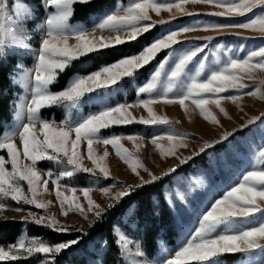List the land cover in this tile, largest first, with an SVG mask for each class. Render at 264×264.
I'll return each instance as SVG.
<instances>
[{
    "label": "snow or ice",
    "instance_id": "6c2138e0",
    "mask_svg": "<svg viewBox=\"0 0 264 264\" xmlns=\"http://www.w3.org/2000/svg\"><path fill=\"white\" fill-rule=\"evenodd\" d=\"M90 2L41 0L45 18L30 29L29 24L35 18L33 6L20 0L12 5L10 0H0V65L6 63L9 55L30 57L33 61L31 67L18 63L10 74L11 83L17 85L23 95L14 102V124L0 134V153H6V157L0 154V216L6 210L24 211L22 207L10 208L6 203L9 200L17 205H30L43 209L44 214L29 211L24 221L57 233H67L70 229L48 211L53 201L43 197L54 194L61 215L67 217L69 213H76L92 226L137 188L153 184L177 171L178 166L174 165L157 176L123 146L122 142L127 140L140 151L145 145V137H105L101 135V130L132 124L169 126L163 134L154 135L150 143L161 158L174 157L183 165L216 144L227 141L234 133L224 132L216 141H199L201 147L198 151H194L192 156H181L179 149L188 147L190 135L172 128L173 121L158 114L155 105H179L189 118L191 113L198 111L204 121L222 127L213 108L230 119L225 102H231L242 111L245 97L264 101V44L248 50L243 56L239 55L244 51L243 46L233 50L218 45L211 53L214 57L211 63L207 54L201 55L205 53L206 44L174 48L182 43L180 37L183 34L197 31L239 28L264 37V0H128L126 4L118 3L113 10L98 17L91 28L70 23L75 5ZM189 4L220 9L205 14L215 17H244L256 9L262 11L237 23L194 21L168 29L141 51L87 75L74 76L62 90H52L60 74L72 67L73 62L90 54L107 55L105 50L136 41L157 23H168L163 19L154 21L151 13L159 17L162 12H168L172 19L177 14L200 15L188 10L186 6ZM32 31L39 33L38 46L31 43ZM204 39L210 42L213 38ZM165 50H168L167 55L159 61L148 79L136 87L137 99L134 102L114 106L104 103L99 111L87 115L79 113L83 103L119 91L118 86L124 78L134 81L137 73ZM246 81H258L259 85L247 90L249 85ZM93 93L95 97L90 95ZM54 107L66 110L68 115L59 122L42 117L43 110ZM133 109H143L147 116L137 117ZM74 110L77 112L75 117L71 115ZM258 120L259 117L249 118L246 125H241V130ZM17 139L22 148L16 143ZM82 145H86V155L81 151ZM97 145L105 146L102 155H97ZM108 145L138 178V184H113L97 189L92 186L77 188L63 183L80 173L95 177L99 172L104 178H109L111 173L106 160ZM85 160L90 161L92 167H88ZM45 161L52 162L60 170L57 173L52 170L42 172L38 163ZM141 170L147 173L149 179H144ZM49 183L53 186L51 189ZM113 188L119 190L113 192ZM97 190L107 198L106 208L91 198L90 193ZM77 192L82 193L86 206ZM89 214L95 219L89 220ZM76 230L83 232V229ZM113 242L117 245L122 264H154L141 242L125 231L117 229ZM78 243L79 239H73L50 244L39 237L22 235L15 243L0 246V262H18L39 255L42 257L39 264H55L57 255ZM255 253L259 255L253 261ZM235 254L247 258V264H264V143L257 146L249 169L242 173L238 182L205 209L198 218L197 226L189 231L177 249L162 257L159 264H224L223 256Z\"/></svg>",
    "mask_w": 264,
    "mask_h": 264
},
{
    "label": "rangeland",
    "instance_id": "374dc122",
    "mask_svg": "<svg viewBox=\"0 0 264 264\" xmlns=\"http://www.w3.org/2000/svg\"><path fill=\"white\" fill-rule=\"evenodd\" d=\"M16 0H10V5L14 4ZM21 3L26 5H31L35 8V18L29 24L30 29H34L35 26L41 23L45 18V10L41 6V0H20ZM128 0L120 1L117 0L114 5L109 8L104 9L99 13H94L89 15L86 21L83 22H70L73 25H83L84 27L91 28L93 22L103 15L106 12H109L115 8L118 3H127ZM189 11L194 13H200V15L194 16H181L179 14L176 15L175 19H172L168 12H162L161 16L157 17L154 13H151L154 21H159L161 19L168 21L166 24H159V31L151 38V40L143 45L139 51H141L145 46L149 45L152 41H154L159 36L166 33L168 29L178 28L194 21H199L202 23L207 22H215V23H237L247 20L250 16L259 13L262 9L254 10V13L247 14L244 17H215L210 15H205L206 13H211L215 11H220L218 8H214L209 5H187L186 6ZM205 37H212L213 39L209 42L205 40ZM244 37H249L250 39H242ZM181 44H177L174 46L176 49L181 48H190L197 45L206 44L207 47L205 49V53L201 55L207 54L209 56V63L214 59L211 55L212 51L215 50V47L218 45H224L226 48H231L236 50L243 46L244 51L240 52L239 55L243 56L248 50L253 48H258L262 44H264V37H262L259 33L239 29V28H225L221 31H197L183 34L180 37ZM31 43L33 46H38L39 43V33L36 31H32V39ZM137 51V52H139ZM136 52V53H137ZM168 50L164 51V54L157 60L152 68L149 70L146 77H144L140 81H133L131 78H124L119 87V91H115L111 96H101L94 99L92 102L87 103L89 106L87 110H83L81 105L78 110L80 114L87 115L89 112L99 111L104 103L115 105L117 103H132L137 99L136 96V87L142 85L149 77L150 73L154 70L156 65L159 63L167 55ZM134 54V53H133ZM132 55V54H131ZM17 58V64L23 63L27 67H31L33 61L30 57H22L21 55H15ZM130 56V55H129ZM126 57V56H125ZM123 58V57H121ZM119 58V59H121ZM223 58V57H222ZM117 59L116 61H118ZM114 61V62H116ZM112 62V63H114ZM109 63V64H112ZM16 64V65H17ZM15 65V67H16ZM108 65V64H106ZM104 66V65H102ZM99 68L91 71L94 72ZM9 73V80L11 82L13 70ZM89 72V73H91ZM87 73V74H89ZM87 74H74L72 75L68 82L77 75H87ZM128 83V85H127ZM249 85L247 90H251L259 85V82L246 81ZM16 89V97L11 101L12 108V118L10 122L5 124L4 131L8 130L14 124V115H15V107L14 102L17 100L18 96L23 95L21 89L17 85H13ZM64 87V88H65ZM63 88V89H64ZM133 93L134 97L132 99H128L130 94ZM93 97L96 96L95 93L90 94ZM143 98V97H140ZM224 106L229 113L230 119L224 118L222 115L218 113L214 108L212 109L214 112H217L218 119L222 127L213 126L206 121H204L197 112L191 113V116H186L184 111L180 108L179 105H163L157 104L154 106L155 111L160 115L167 116L173 124L172 128L177 130L178 132L188 133L191 137V141L188 144V147L179 149V155L181 156H192L194 151H198L201 147V143L199 141H216L219 140L222 133L230 132L234 133L229 137L227 141L216 144L215 147L208 149L205 153H202L194 158L204 157V164L194 166L192 170L188 171L184 174H171L168 175L169 181L164 184L162 187V193L166 202V207L169 210V214L171 217V222L174 227V243L173 245L167 244L162 238L157 240V250L155 255L149 257L154 264H159V261L162 257L166 256L169 252L174 251L178 248L181 242L185 239L190 230L194 229L197 226L198 218L205 211L206 208L210 207V204L214 202L215 199L221 198L226 190H229L231 186H234L242 173L249 169L252 159L253 153L258 145L264 143V101H259L252 97H245L242 102V111L240 108H237L235 105L231 104V102H225ZM62 110V113L65 116L68 115L66 110L59 108ZM133 114L137 117L140 115L147 116V113L143 111V109H133ZM73 117L77 115V112L74 110L71 114ZM251 117H259V120L252 125H248L241 130V125H246L247 121ZM176 121H179L176 123ZM59 122V121H57ZM140 125V124H139ZM142 131L136 132L134 129H131L129 133H119L112 135H140L145 137V145L140 150L137 151L133 144L130 141H123V146L129 150V152L138 156L143 164L155 175L160 176L163 172H165L170 167L177 165L180 167L179 160L174 157H169L167 159L161 158L159 152L153 147L150 143V139L157 134H163L168 130L169 126L164 125H156V126H146L141 125ZM102 135V134H101ZM109 135V136H112ZM104 136V135H102ZM108 137V136H105ZM16 143L20 146V142L17 139ZM166 143V142H164ZM223 145V146H221ZM22 148V146H20ZM97 149V155H102L105 146L97 145L95 146ZM107 151L109 152V156L106 158L107 164L110 168V177L104 178L102 174L97 172V175L94 177L89 173H80L78 175L85 174L88 178V184L86 186H75L77 188L84 187H95L97 189L102 187L111 186L113 184H122V185H135L139 183L138 178L131 172L130 168L121 161L116 155L111 145L106 146ZM81 151L86 155V145H82ZM193 158V159H194ZM50 164V168L43 169L40 166L38 168L42 172H46L47 170H52L54 173H57L60 169L58 166L54 165L52 162H47ZM85 164L88 167H92L91 162L85 160ZM10 168V165H8ZM177 167V168H178ZM141 175L145 180L149 179L147 173H144L141 170ZM165 177V176H164ZM46 178V177H45ZM72 179H65L63 183L71 184ZM72 185V184H71ZM26 187V186H25ZM53 186L49 183V188L51 189ZM119 190L118 188H113V192ZM77 195L80 197L81 202L86 206V201L83 198L81 192H77ZM90 196L97 204L101 207H107L108 200L100 191H93L90 193ZM44 199H51L53 201V206L48 209L49 212L54 213L57 219L62 223L69 227L75 226H88L89 221L83 219L76 213H69L67 217L61 215L60 208L58 203L55 201V195L43 197ZM10 208L22 207L24 209L23 212H16L12 210H6L0 219L3 218H13L24 221V216L27 212L31 211L36 213L37 215H43V209H36L30 205H17L13 201L6 202ZM132 206H130L126 212L120 217L118 224L113 225L112 232L119 229L124 231L123 226H128L129 231L128 235L136 239L135 237V225L133 220V211ZM95 218L89 214V220H94ZM22 235H26L23 233ZM20 235L18 238H20ZM28 236V235H27ZM31 237V236H28ZM137 240V239H136ZM17 241V240H16ZM15 241V242H16ZM14 242V243H15ZM103 240L95 239L90 241L85 249V254L90 256L94 264H102L99 260L100 248L103 246ZM258 253L253 254L252 259L255 261L258 259ZM39 256V255H38ZM118 261L116 264H122L121 257L118 253ZM42 259L39 256L38 261L35 264H39ZM224 264H228L225 259L221 258ZM64 264H69L65 262ZM229 264H247V258L243 257L242 254H239V258Z\"/></svg>",
    "mask_w": 264,
    "mask_h": 264
},
{
    "label": "trees",
    "instance_id": "16d2710c",
    "mask_svg": "<svg viewBox=\"0 0 264 264\" xmlns=\"http://www.w3.org/2000/svg\"><path fill=\"white\" fill-rule=\"evenodd\" d=\"M31 1V0H28ZM117 0H91L90 3L75 5V14L70 22L86 21L89 15L99 13L106 8L111 7ZM125 1V0H120ZM159 31V26L156 25L149 32L140 36L136 41L128 42L124 45L116 46L115 48L105 50L107 55L90 54L87 57L81 58L79 61L73 62L72 67L60 74L58 81L52 86L53 91L62 90L68 79L74 74H87L102 65H106L116 61L117 59L129 56L136 53L141 47L147 44L151 38ZM164 51H161L156 59L141 69L136 75V81L142 80L148 74L153 64L161 58ZM15 55H9L6 63L0 65V134L3 133L5 124L10 122L12 118L11 101L16 97V89L11 85L9 73L17 64ZM128 85V83H127ZM134 94L131 93L128 99H132ZM87 103H84L82 109H88ZM45 119H55L60 121L64 119L62 110L59 108H51L43 110L41 113ZM131 129L136 132L142 131V126L132 124L127 126H113L109 129L101 130V134L109 136L112 134L129 133ZM223 146V145H221ZM4 154L6 157V153ZM204 157L194 158L188 163L181 165L177 171L172 174H184L192 170L194 166L203 165ZM38 166L43 169L50 168V164L39 162ZM170 176H165L157 182L144 187L137 188L128 197H125L112 209H109L102 220L96 221L92 226H75L71 227L67 233H57L48 228L40 227L30 222L13 218L0 219V246L13 244L20 235L25 233L31 237H39L50 244H55L63 241L79 239V243L71 248L64 250L56 256L55 264H94L91 257L85 254L87 244L95 239L103 240V246L100 248L99 260L102 264H116L118 261L117 245L113 242L114 235L112 227L118 224L120 217L126 210L133 205V215L136 222L135 237L139 240L146 250L148 257L155 255L157 250V240L162 238L167 244L174 243V227L171 222L169 210L162 193V187L169 181ZM75 186H86L88 178L85 174L77 175L71 182ZM83 229L79 232L76 229ZM125 232L128 233L129 227L123 226ZM229 264L239 258V254L223 256ZM39 259L37 255L34 258L21 260L18 262H0V264H35Z\"/></svg>",
    "mask_w": 264,
    "mask_h": 264
},
{
    "label": "crops",
    "instance_id": "0c3cea01",
    "mask_svg": "<svg viewBox=\"0 0 264 264\" xmlns=\"http://www.w3.org/2000/svg\"><path fill=\"white\" fill-rule=\"evenodd\" d=\"M132 207H133V205H132ZM132 215H133V211H132ZM133 220H134V225H135V228H136V222H135L134 215H133Z\"/></svg>",
    "mask_w": 264,
    "mask_h": 264
}]
</instances>
